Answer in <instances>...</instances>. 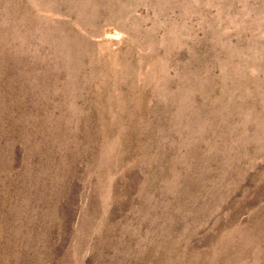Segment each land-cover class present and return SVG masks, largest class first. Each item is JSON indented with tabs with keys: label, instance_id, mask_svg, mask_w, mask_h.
<instances>
[{
	"label": "rangeland",
	"instance_id": "obj_1",
	"mask_svg": "<svg viewBox=\"0 0 264 264\" xmlns=\"http://www.w3.org/2000/svg\"><path fill=\"white\" fill-rule=\"evenodd\" d=\"M0 264H264V0H0Z\"/></svg>",
	"mask_w": 264,
	"mask_h": 264
}]
</instances>
